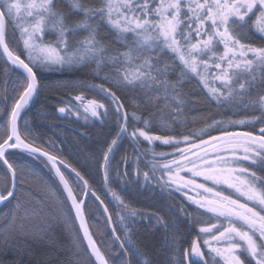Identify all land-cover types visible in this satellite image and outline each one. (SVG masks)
<instances>
[{
    "label": "snow or ice",
    "instance_id": "snow-or-ice-1",
    "mask_svg": "<svg viewBox=\"0 0 264 264\" xmlns=\"http://www.w3.org/2000/svg\"><path fill=\"white\" fill-rule=\"evenodd\" d=\"M4 58L0 206L8 210L0 215V254L51 245L60 228L68 264H264V0H0ZM45 72L84 75L50 84ZM45 89L57 95L53 121L75 117L81 135L88 125H114L96 151L83 154L84 165L103 171L111 211L84 165L65 158L59 137L37 143L43 133L34 132L27 110ZM189 118L204 127L191 131ZM49 128L55 134L56 124ZM197 140L204 156L194 161L183 145ZM132 186L147 206L128 197ZM193 187L203 189L196 198ZM36 188L46 193L42 203ZM176 194L198 209L190 243H181ZM91 198L103 205L106 224L118 222L111 243L94 238ZM178 211L191 216L183 204ZM141 229L159 236V246L142 242Z\"/></svg>",
    "mask_w": 264,
    "mask_h": 264
},
{
    "label": "trees",
    "instance_id": "trees-1",
    "mask_svg": "<svg viewBox=\"0 0 264 264\" xmlns=\"http://www.w3.org/2000/svg\"><path fill=\"white\" fill-rule=\"evenodd\" d=\"M5 68V60L0 59V82H2L3 71ZM10 74H11V66L9 65ZM42 79L45 83L54 84L58 81H65L69 79H73L77 75L83 76L84 73H72V72H45L42 73ZM191 90H197V85L193 83L189 86ZM62 95H66V93H61ZM57 95L53 89H45L42 90L39 97L34 99L32 105L27 110L28 118L31 121V126L34 129L35 133H43V139L38 140L37 143L44 144L50 138L56 139L59 137V140H66V143L63 145L59 144V140L57 141L58 147H62L64 150L65 158L72 162L74 165H84L83 154H86L88 151H96L98 149V145L103 143L105 138L110 134V128L114 127V125H88L87 126V134L81 135V133L85 132V128L81 127L82 122H76L75 117L72 118V122L68 120H59L53 121L52 115L59 116V113L55 112L56 108ZM2 103V101H0ZM201 110H204L203 107ZM51 114V115H49ZM243 113L240 114L242 116ZM44 116H48V119H44ZM239 118V117H236ZM3 120V117H0V121ZM189 124L191 125V131H199L202 127H204L203 122L196 121L193 122L191 118H189ZM55 123L56 124V132L55 134L49 128V125ZM182 131H185L182 129ZM219 134V133H214ZM200 142L197 140L196 144ZM189 145H191L189 143ZM164 150L168 149V146H161ZM158 151L161 149H157ZM120 154L117 153L115 159L119 160ZM37 171H39L42 175L48 176L47 169L44 168L42 164L38 161L33 162ZM83 172L85 174V178L89 180L90 185L97 191V194L101 197L102 200L105 201V204L109 206L110 211L115 207V203L112 200V197L107 192L104 187L103 180V171L98 168V165L93 162H89L87 165H84ZM112 184L119 190L118 183L113 179ZM4 182L3 179L0 178V189H3ZM158 191V190H157ZM137 189L135 186H132L131 189L127 191L128 197L135 203L137 206L144 207L147 206L149 201L145 196H137ZM32 195L38 202H44L46 193L39 190L38 188L32 189ZM148 196H151L152 193H147ZM94 198L88 200L89 210L88 215L91 217L89 219V224L91 226V230L93 232L94 238L97 241H105L106 243H111L113 238L111 237V230L109 229L108 224H106V217L103 214V209L99 204V201H95V204L92 203ZM174 211L177 212V215L180 216V231H181V243L184 241L188 243L191 242L192 236H195L197 229L192 226L191 219L195 216L198 209L195 205H193L190 201L187 200L186 196H180L176 194L173 198ZM183 204L186 210L191 213V216L187 219L183 215H181L178 211L179 206ZM8 209L4 206H0V215H2ZM202 211V210H199ZM114 221L116 220L115 216L113 217ZM113 227H117L118 234L121 231L118 225V222L112 224ZM78 228V227H77ZM189 233L192 236H189ZM139 236L142 238V242H151L155 243V246H159V236L152 237L148 236L143 229H141ZM52 240V244L46 243H31V252L28 251H12L4 254H0V261H3L4 264H68V257L71 255L69 250L70 245L67 238V235L61 231L60 228L55 229V234L50 237ZM102 248L107 251V248L104 244L101 245Z\"/></svg>",
    "mask_w": 264,
    "mask_h": 264
},
{
    "label": "rangeland",
    "instance_id": "rangeland-1",
    "mask_svg": "<svg viewBox=\"0 0 264 264\" xmlns=\"http://www.w3.org/2000/svg\"><path fill=\"white\" fill-rule=\"evenodd\" d=\"M187 148L190 149V155H189V159L190 160H197V153L199 154V156L203 157L204 156V152H203V149H204V145L202 144H197V147H192L191 145H183ZM176 156H179L180 154L179 153H175ZM209 155L210 156H214V152L210 151L209 152ZM184 163H187V161H184ZM201 167H203L204 165L200 164ZM189 167H192V165H189ZM182 176L186 177V178H192L194 179L197 183H205L206 185H209V186H213V187H219L222 191L225 192V194H231L233 196V198H238L240 200L241 203H244L245 200L243 197H239V195L237 193L234 192V190L232 189H229L227 188L226 185H219V186H214L212 185V182L211 181H204L203 180V177L202 176H195L193 177L192 176V173L191 172H188V171H185L183 173H181ZM192 187V186H190ZM185 191H188L187 189ZM200 192L202 193L203 192V189H195L194 187L192 188V191L189 192L190 195H192L194 198L197 197V193ZM204 196H210L211 193H203ZM251 206V205H250ZM210 215V214H209Z\"/></svg>",
    "mask_w": 264,
    "mask_h": 264
},
{
    "label": "water",
    "instance_id": "water-1",
    "mask_svg": "<svg viewBox=\"0 0 264 264\" xmlns=\"http://www.w3.org/2000/svg\"><path fill=\"white\" fill-rule=\"evenodd\" d=\"M6 58H4V60H5ZM62 167V166H61ZM101 207H102V209H103V205H101ZM74 215V214H73ZM105 217H106V219H107V216L105 215ZM79 225H78V222H77V227H78ZM109 226V229L111 230L112 229V225H108Z\"/></svg>",
    "mask_w": 264,
    "mask_h": 264
}]
</instances>
